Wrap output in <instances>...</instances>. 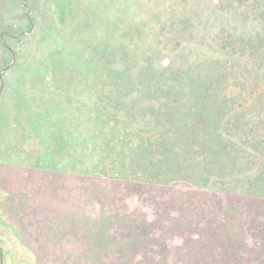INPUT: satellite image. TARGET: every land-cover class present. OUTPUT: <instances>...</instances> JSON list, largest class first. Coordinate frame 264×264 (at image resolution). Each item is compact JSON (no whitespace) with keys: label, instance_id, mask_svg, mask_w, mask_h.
I'll return each mask as SVG.
<instances>
[{"label":"rangeland","instance_id":"1","mask_svg":"<svg viewBox=\"0 0 264 264\" xmlns=\"http://www.w3.org/2000/svg\"><path fill=\"white\" fill-rule=\"evenodd\" d=\"M0 255L264 264V0H0Z\"/></svg>","mask_w":264,"mask_h":264},{"label":"water","instance_id":"2","mask_svg":"<svg viewBox=\"0 0 264 264\" xmlns=\"http://www.w3.org/2000/svg\"><path fill=\"white\" fill-rule=\"evenodd\" d=\"M1 256V260H2V255H0ZM2 264V263H1Z\"/></svg>","mask_w":264,"mask_h":264},{"label":"trees","instance_id":"3","mask_svg":"<svg viewBox=\"0 0 264 264\" xmlns=\"http://www.w3.org/2000/svg\"><path fill=\"white\" fill-rule=\"evenodd\" d=\"M177 247V246H176Z\"/></svg>","mask_w":264,"mask_h":264}]
</instances>
